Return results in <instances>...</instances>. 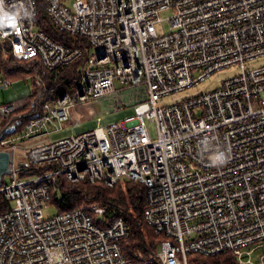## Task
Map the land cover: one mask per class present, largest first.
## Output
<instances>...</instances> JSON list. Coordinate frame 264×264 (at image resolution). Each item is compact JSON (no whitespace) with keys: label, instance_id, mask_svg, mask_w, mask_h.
<instances>
[{"label":"built area","instance_id":"2783aa9c","mask_svg":"<svg viewBox=\"0 0 264 264\" xmlns=\"http://www.w3.org/2000/svg\"><path fill=\"white\" fill-rule=\"evenodd\" d=\"M39 1L3 0L19 19L0 28L2 54L49 70L85 61L75 90L56 98L35 73L37 105L24 127L15 116L22 98L0 104V120H8L0 151L11 154L10 179L0 186L10 204L0 213V264H131L122 245L127 223L108 218L106 207L44 215L62 177L144 184L145 220L166 236L161 264L224 252L264 264V253L254 259L264 249V63L249 65L264 56V0H44L54 27L84 38L86 48L39 28ZM166 10L170 30L159 33ZM231 66L238 71L217 88L160 103ZM13 83L0 71V89ZM106 97L134 112L51 137L95 102L103 109Z\"/></svg>","mask_w":264,"mask_h":264},{"label":"trees","instance_id":"16d2710c","mask_svg":"<svg viewBox=\"0 0 264 264\" xmlns=\"http://www.w3.org/2000/svg\"><path fill=\"white\" fill-rule=\"evenodd\" d=\"M39 1V0H38ZM37 26L44 29L56 40L69 46H88L87 41L80 37L58 31L46 14L45 1L38 2ZM85 56L76 62L58 68L46 69L32 60L16 59L12 54L4 56L0 50V71L12 80L32 79L31 93L22 98L24 107L16 112L18 128L24 127L31 118L32 109L37 105L35 97L40 89L35 73H38L48 84L53 98L60 97L65 92L75 90ZM18 77V78H17ZM8 120H0V125ZM52 201L59 206V212L85 207L97 203L107 208L110 219L123 218L128 226V234L123 239V251L131 264H161L157 253L166 236L155 232L145 220L147 207L146 189L144 184L131 179H120L114 186H108L103 181L72 182L62 177L57 190H52ZM10 204L0 195V213L9 209ZM189 261L196 264H240L231 252L214 256L190 254Z\"/></svg>","mask_w":264,"mask_h":264},{"label":"rangeland","instance_id":"374dc122","mask_svg":"<svg viewBox=\"0 0 264 264\" xmlns=\"http://www.w3.org/2000/svg\"><path fill=\"white\" fill-rule=\"evenodd\" d=\"M171 14L172 13L169 10L162 11L160 13L162 20L157 24V29L159 33H165L170 30V24L168 19L171 16ZM262 63H264V56L259 57L258 59H254L249 63V65L250 66L259 65ZM237 71L238 68L236 66L224 68L219 72L215 73L214 75H212L211 77L207 78L205 81H202L198 86L180 91L178 93H172L171 95L162 98L160 100V103L171 102L173 100L188 97L189 95H192L200 91H208L217 88L222 83L223 79L233 75ZM31 90H32V79L30 78L28 80L14 79L13 85L10 86L8 89L5 90L0 89V104L9 103L14 99L24 98L31 93ZM123 97L125 100L128 101L126 96ZM103 100H104L103 109L105 111H103L102 106L98 104V102H95L92 108L90 107L87 108V110H85L86 115L83 118L80 119L78 118V116L74 114L73 117L64 124V130H62L59 133L53 134V136L51 137H58L71 133H79L93 129L100 125L107 126L108 124L114 121L121 120L128 114L134 112L133 105L126 106L120 110H117L115 105L113 104L114 102L113 98L111 99L113 100L111 101V105H109L108 103V97L104 98ZM147 127L150 130L152 137H156L157 136L156 123L148 120ZM3 179L4 181H8L10 179V174H5ZM58 212H59V206L52 200L49 203H47V205L43 208V213L47 217L53 216ZM262 253H264V249H260L255 253L254 259L256 262L260 263V256ZM160 259L161 258L158 257L159 263H161Z\"/></svg>","mask_w":264,"mask_h":264},{"label":"clouds","instance_id":"9594fccd","mask_svg":"<svg viewBox=\"0 0 264 264\" xmlns=\"http://www.w3.org/2000/svg\"><path fill=\"white\" fill-rule=\"evenodd\" d=\"M18 19L19 17L15 12H7L4 9L3 0H0V28H3L4 26L16 28L18 25Z\"/></svg>","mask_w":264,"mask_h":264},{"label":"water","instance_id":"95a60500","mask_svg":"<svg viewBox=\"0 0 264 264\" xmlns=\"http://www.w3.org/2000/svg\"><path fill=\"white\" fill-rule=\"evenodd\" d=\"M0 138H2V135H0ZM10 160L11 154L8 151H0V186L4 175L11 173Z\"/></svg>","mask_w":264,"mask_h":264}]
</instances>
